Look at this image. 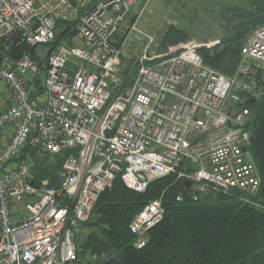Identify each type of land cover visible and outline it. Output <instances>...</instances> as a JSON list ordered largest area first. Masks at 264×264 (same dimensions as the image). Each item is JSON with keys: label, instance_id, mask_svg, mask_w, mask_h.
<instances>
[{"label": "built area", "instance_id": "1", "mask_svg": "<svg viewBox=\"0 0 264 264\" xmlns=\"http://www.w3.org/2000/svg\"><path fill=\"white\" fill-rule=\"evenodd\" d=\"M92 1L0 0V264H79L77 238L118 180L144 194L174 176L186 190L256 204L247 125L264 96V27L226 76L204 60L218 42L159 51L141 25L146 6L125 26L137 0ZM73 22L76 34L54 46L59 23ZM130 43L140 53L124 77ZM35 158H61L60 170L39 180ZM165 216L162 197L136 215L137 249Z\"/></svg>", "mask_w": 264, "mask_h": 264}, {"label": "trees", "instance_id": "2", "mask_svg": "<svg viewBox=\"0 0 264 264\" xmlns=\"http://www.w3.org/2000/svg\"><path fill=\"white\" fill-rule=\"evenodd\" d=\"M251 6L236 26L227 29L218 48L204 52L205 63L226 76L235 72L250 34L264 27V0H255ZM75 27L74 22L59 23L54 46L74 36ZM190 39L186 31L169 25L159 34L158 50L167 51ZM122 59L123 76L130 77L135 60ZM248 107L251 120L247 129L261 189L247 197L256 204L212 190L187 191L174 176L152 183L144 194L118 180L101 195L91 221L84 225L86 236L77 243L79 264L87 258L92 264H264V96ZM60 167L61 158L54 163L36 159L39 180L53 178ZM161 197L166 216L147 233L146 246L137 249L130 224L146 204Z\"/></svg>", "mask_w": 264, "mask_h": 264}, {"label": "rangeland", "instance_id": "3", "mask_svg": "<svg viewBox=\"0 0 264 264\" xmlns=\"http://www.w3.org/2000/svg\"><path fill=\"white\" fill-rule=\"evenodd\" d=\"M255 0H138L133 12L140 13L144 7L141 25L153 32L176 25L186 31L190 40L216 41L220 46L227 29L236 26L241 14L252 10ZM241 16V17H240ZM237 17V18H236ZM240 17V18H239ZM155 32V31H154ZM156 33V32H155ZM87 230L78 236L77 243L86 236ZM89 258L80 264H92Z\"/></svg>", "mask_w": 264, "mask_h": 264}, {"label": "crops", "instance_id": "4", "mask_svg": "<svg viewBox=\"0 0 264 264\" xmlns=\"http://www.w3.org/2000/svg\"><path fill=\"white\" fill-rule=\"evenodd\" d=\"M93 1H95V0H93ZM93 1H92V3H93ZM137 3H138V0H137ZM137 3H136V6L138 5ZM136 14H137V12H132V14L128 18L125 26L131 23V21L133 20V18H134V16ZM145 30H147L148 32H150V30H148L146 28H145ZM162 32H163V30H159V32H157L156 30H153V32H150V33H154L155 34V36L157 38V42H158V40H159V34L162 33ZM121 37H122L121 33L118 34L117 37H116V41L119 42L121 40ZM139 53H140V46H139V44L138 43H130L128 45V47H127L126 59H128V60H136L138 58V56H139ZM7 95H8L7 93L2 94V96L0 97V103L1 104H3V102L6 101Z\"/></svg>", "mask_w": 264, "mask_h": 264}, {"label": "water", "instance_id": "5", "mask_svg": "<svg viewBox=\"0 0 264 264\" xmlns=\"http://www.w3.org/2000/svg\"><path fill=\"white\" fill-rule=\"evenodd\" d=\"M48 54H49V51L44 48H38L35 51V57L41 60L42 62H47Z\"/></svg>", "mask_w": 264, "mask_h": 264}]
</instances>
